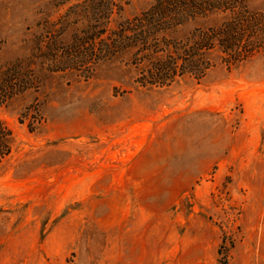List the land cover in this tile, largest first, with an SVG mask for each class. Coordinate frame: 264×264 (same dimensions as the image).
<instances>
[{
    "label": "rangeland",
    "instance_id": "rangeland-1",
    "mask_svg": "<svg viewBox=\"0 0 264 264\" xmlns=\"http://www.w3.org/2000/svg\"><path fill=\"white\" fill-rule=\"evenodd\" d=\"M83 1L0 0V65L39 76L0 106V264H264V48L236 65L210 51L203 76L162 86L143 85L134 49L88 74L46 70L37 43ZM247 5L264 15V0Z\"/></svg>",
    "mask_w": 264,
    "mask_h": 264
},
{
    "label": "trees",
    "instance_id": "trees-1",
    "mask_svg": "<svg viewBox=\"0 0 264 264\" xmlns=\"http://www.w3.org/2000/svg\"><path fill=\"white\" fill-rule=\"evenodd\" d=\"M65 1V0H64ZM121 0H84L59 18L61 30L37 43L34 58L48 71L80 70L88 74L101 61L134 49L143 85H168L186 75L201 77L211 66L210 51L226 56L229 65L243 62L264 48V15L247 0H152L131 18L115 16ZM222 16L219 24L199 28L182 40L168 32L191 18ZM39 76L23 61L0 65V106L38 83ZM10 130L0 120V161L10 152Z\"/></svg>",
    "mask_w": 264,
    "mask_h": 264
}]
</instances>
